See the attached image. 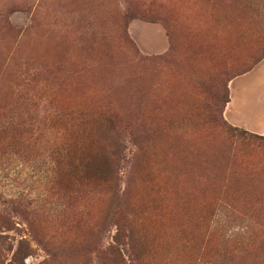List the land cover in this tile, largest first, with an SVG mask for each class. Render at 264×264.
Wrapping results in <instances>:
<instances>
[{
  "label": "rangeland",
  "instance_id": "374dc122",
  "mask_svg": "<svg viewBox=\"0 0 264 264\" xmlns=\"http://www.w3.org/2000/svg\"><path fill=\"white\" fill-rule=\"evenodd\" d=\"M224 88L264 136V0H0V264H264Z\"/></svg>",
  "mask_w": 264,
  "mask_h": 264
},
{
  "label": "trees",
  "instance_id": "16d2710c",
  "mask_svg": "<svg viewBox=\"0 0 264 264\" xmlns=\"http://www.w3.org/2000/svg\"><path fill=\"white\" fill-rule=\"evenodd\" d=\"M217 101H218V106L216 110V115L213 116L212 120H210V124L213 125L214 127L222 128L228 135L232 137H236L237 139L247 143V144H256L260 143L261 141L264 142V136L260 135H254V134H249L246 131H239L235 127H230L226 121L223 119V112L224 108L227 103H229V95H228V90L227 88H224L222 90L221 94L217 95ZM234 133V135H232ZM84 170L90 171L91 170V164L88 163V165L84 166ZM99 170L95 169L94 173L98 174ZM101 173H99L100 176Z\"/></svg>",
  "mask_w": 264,
  "mask_h": 264
}]
</instances>
